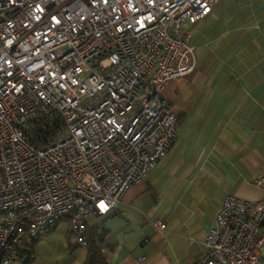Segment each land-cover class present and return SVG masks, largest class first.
<instances>
[{"label":"built area","instance_id":"obj_1","mask_svg":"<svg viewBox=\"0 0 264 264\" xmlns=\"http://www.w3.org/2000/svg\"><path fill=\"white\" fill-rule=\"evenodd\" d=\"M219 1L0 0V264L61 221L84 246L86 219L165 156L166 85L195 71L193 32ZM262 224L264 199L226 195L191 264H264Z\"/></svg>","mask_w":264,"mask_h":264},{"label":"crops","instance_id":"obj_2","mask_svg":"<svg viewBox=\"0 0 264 264\" xmlns=\"http://www.w3.org/2000/svg\"><path fill=\"white\" fill-rule=\"evenodd\" d=\"M197 27L192 44L205 74L176 97L174 143L116 211L86 219L105 231L98 245L109 264H191L226 195L264 199V187L252 184L264 177V0H220ZM258 236L264 240V224ZM26 248L13 264L25 261ZM32 252L29 264H83L86 257L64 221Z\"/></svg>","mask_w":264,"mask_h":264},{"label":"trees","instance_id":"obj_3","mask_svg":"<svg viewBox=\"0 0 264 264\" xmlns=\"http://www.w3.org/2000/svg\"><path fill=\"white\" fill-rule=\"evenodd\" d=\"M85 235L86 244L84 247L86 249V257L83 264H109L107 256L98 245V243L104 240L105 231L96 224L88 226L85 222ZM33 243L25 249L26 258L22 264H29L33 259Z\"/></svg>","mask_w":264,"mask_h":264},{"label":"rangeland","instance_id":"obj_4","mask_svg":"<svg viewBox=\"0 0 264 264\" xmlns=\"http://www.w3.org/2000/svg\"><path fill=\"white\" fill-rule=\"evenodd\" d=\"M196 28H198V27H196ZM193 36H194V32H193L191 41L193 40ZM196 51H197V49H196ZM204 74H205V71H201L199 64L196 63L195 71H193L187 75H184V76H182V77H180L174 81H171L166 85L165 97L169 100L173 112H175L176 114L178 112L176 97L180 94H186L188 92H191V90H189V89L192 86H194V83L197 80H199L200 77ZM207 91H208V89H207ZM43 252L46 253V257L47 256L49 257L52 254V252L50 250H48L47 252H45V251H43ZM63 257H66V253L65 254L62 253V258ZM18 264H19V262H18Z\"/></svg>","mask_w":264,"mask_h":264}]
</instances>
